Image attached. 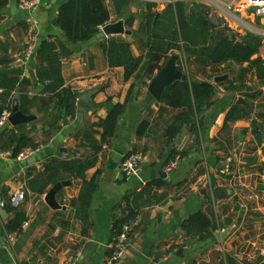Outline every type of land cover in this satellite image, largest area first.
I'll return each instance as SVG.
<instances>
[{"label":"crops","instance_id":"obj_1","mask_svg":"<svg viewBox=\"0 0 264 264\" xmlns=\"http://www.w3.org/2000/svg\"><path fill=\"white\" fill-rule=\"evenodd\" d=\"M65 1L40 0L37 8L29 12L18 6V0H0V112L8 105L12 111L15 100L20 112L33 117L27 123L12 126L8 121L1 127L0 149L12 151L10 137L15 134H23L38 144L35 153L24 160L0 156V210H3V215L0 211V264H110L109 244L114 238L112 223L121 215L126 196L138 214L134 218L136 224L129 248L124 258L115 264H222L225 254L237 264H264V168L259 172L254 164L251 171L240 172L238 169L244 163L242 157L247 154L252 137L250 120L247 115H242L228 124L226 132L222 131L226 113L242 96L225 91L214 80L210 82L208 69L203 72L201 66L195 65L196 72H190L192 66L188 64L187 80L213 84L217 97L200 114L201 125L197 131L183 127L173 141H168L164 129L173 112L147 91L150 78L168 57L152 54L150 58L152 52L138 32L147 12L146 4L130 0L124 15L117 19L124 22L125 29L136 33V37H99L95 34L89 40L72 43L55 24L58 8ZM242 1L209 3L217 10L216 17L229 35L251 32L243 30L240 22L253 26L256 32L251 33L262 38L253 57L264 60V17L236 11L234 7ZM104 2L109 11V23L117 21L113 1ZM148 2L154 4L151 12L155 13V18L174 17L175 2ZM209 9L211 14L213 10ZM126 20L131 21L130 27L125 25ZM229 20H232V28L225 25ZM119 36L129 42L132 57L142 58L139 72L127 80L123 79L121 66L109 65L103 49L109 38ZM31 40L35 44L32 57L26 62H16ZM43 41L46 45L41 48ZM172 54L179 55V52L171 48ZM179 67L185 72L181 58ZM143 68H146L145 76L137 84ZM68 87L76 90L78 96L93 92L90 108L79 106L77 96L73 116L66 115L57 104L56 96ZM242 98L249 107L248 101ZM117 104L124 105V110L117 120L114 136L109 144H103L96 152L92 142L99 140L100 128L93 124L104 119ZM161 106L166 108L162 114L159 113ZM143 119L149 121V129L138 138L135 130ZM220 132L232 141L229 174L215 170L220 162L217 158L224 154L213 142ZM236 136L239 141L235 147ZM134 148L144 151L143 162L135 174L123 177L120 163ZM253 149L251 156L255 154L264 162V144ZM172 150L184 155L177 167L167 172L165 165ZM84 157L94 159L84 177L90 180L96 176V187L87 211L77 216L75 206L80 181L73 180L61 169L59 178L50 182L43 172V165L56 164L52 158ZM231 163L236 167L233 171L230 170ZM186 179L191 181L179 200H172L173 193L166 187L150 185L155 180L176 184ZM60 181H69V184L54 194V207H51L46 198L53 185ZM18 190L22 191V201L13 207L25 215L28 225L10 245L5 240L2 226L11 218V213L5 209ZM164 194V202H155L154 196ZM199 210L214 216V231L231 228L222 243L217 242L214 232L213 237L205 241L187 237L181 224ZM63 215L66 216L63 218ZM58 219L66 220L64 226L56 224ZM258 260L261 261L254 263Z\"/></svg>","mask_w":264,"mask_h":264},{"label":"trees","instance_id":"obj_2","mask_svg":"<svg viewBox=\"0 0 264 264\" xmlns=\"http://www.w3.org/2000/svg\"><path fill=\"white\" fill-rule=\"evenodd\" d=\"M117 19H120L130 2V0H112ZM154 4H146L147 12L139 25L138 32L145 39V46L151 50L152 54L171 55V48L185 55L187 60H192L195 65L202 67L203 72L208 69V80L213 82L217 76L227 75L223 81L217 83L225 91L235 92L244 97L249 107L247 109L240 103L234 102L224 120L223 132H226L227 126L233 123L242 115H247L250 120V133L252 135L246 149V155L243 156V164L239 165V171H251L253 165L257 164L256 169L261 172L264 168V162L254 154L251 156L253 148L264 144V60L254 58L261 45V36L246 32L244 35L235 34L231 39L228 35L216 37L208 29V23L201 10L194 5L187 7L183 2L177 1L174 4V17L155 18L152 13ZM109 23V11L104 0H67L62 3L57 11L55 24L63 31L65 36L72 43L89 40L99 29ZM125 25L130 27L131 21L126 20ZM227 30V28H225ZM46 42L41 43L44 48ZM110 66H121L123 68V79L127 80L132 75L139 72L142 58L132 57L129 42L121 36L109 38L107 44L103 47ZM190 73V72H189ZM191 75V74H190ZM151 79V78H150ZM14 81L16 79H13ZM7 96V95H6ZM78 92L70 87L63 89L61 94H57V104L65 110L66 115L73 116L76 108V98ZM217 97L216 87L211 83L195 82L192 80L176 81L165 89L160 103L169 108L173 115L164 129V135L168 141H173L183 127H189L190 131H197L200 127L199 116L207 110ZM5 110H11L8 105ZM124 105L117 104L111 108L104 119L98 120L93 125L100 128L99 140H93V149L98 152L103 144H109L114 136L115 127L119 116L123 113ZM166 108L160 107L159 113L162 114ZM1 114V112H0ZM149 121L143 119L136 127L135 133L138 138L142 137L149 129ZM90 144V137H86ZM11 144L13 149L12 156L15 157L18 152L25 148H37V143L23 134L11 135ZM235 147L238 145L239 136L234 138ZM213 142L219 145L223 151V156L217 158V162L230 157L232 141L226 134L219 135L213 139ZM133 151L137 148L132 149ZM142 153L143 150H140ZM184 153L172 150L169 159L174 154ZM264 154V151H263ZM56 164H44L47 180L53 182L59 178V171H67L73 180L80 181V191L75 206V214L85 213L88 209L92 193L96 187V176L90 180H85V170L92 166L94 159L88 157L75 158L70 160L51 159ZM53 165V166H52ZM236 167L231 163L230 170ZM44 175V173H42ZM224 177V175H221ZM191 180L186 179L182 182L172 184L164 180H155L150 185L157 187H166L173 193L172 200H179L188 189ZM214 184V179L211 176ZM155 202H164L165 194L154 196ZM7 213H11V218L4 222L5 232L20 231L22 222L26 219L22 212L16 210L13 206H6ZM138 214L137 208L125 197V205L112 223V237H115L124 223L133 220ZM66 215H63V218ZM70 216V215H68ZM66 220L58 219L57 225L64 226ZM54 226V225H53ZM182 229L187 237L197 238L199 241H205L213 237L216 230L215 218L203 210L196 211L187 216L182 224ZM258 260L254 263H259ZM222 264H237L229 254H225Z\"/></svg>","mask_w":264,"mask_h":264},{"label":"built area","instance_id":"obj_3","mask_svg":"<svg viewBox=\"0 0 264 264\" xmlns=\"http://www.w3.org/2000/svg\"><path fill=\"white\" fill-rule=\"evenodd\" d=\"M175 1L177 0H168L169 3H173ZM209 1H213L217 4L216 0H209ZM39 4H40V0H18V6L29 12L34 11ZM234 9L236 11H248L251 15L255 17H264V0H243L242 2H240V4L234 7ZM234 20L237 23H239L237 19L234 18ZM230 22H232V20L225 21V25L229 28H232ZM240 25L243 27L242 28L243 30L256 32L253 26L248 23L240 22ZM34 50H35L34 40H31L29 43L25 45V47L22 50L21 56L16 60V62L19 63L26 62L32 57ZM179 55H180L179 57L181 58L182 66L185 69L184 71L187 74L189 71L188 61L184 54L179 52ZM10 115H11L10 110L6 109L1 112L0 128L4 127L6 123L8 124V118ZM103 147H105V145ZM35 151L36 149L33 148H25L20 152H18L14 158L17 160H24L32 156L35 153ZM0 156L10 157L12 156V153L10 150L0 149ZM143 159H144V155L141 151L138 150L128 151L124 155L119 167L122 176L129 177L135 174V172L139 169L141 163L143 162ZM180 160H181L180 154L178 153L174 154L172 158L169 159L165 165L166 171L170 172L173 169H175ZM21 201H22V191L18 190L14 192V194L12 195L10 199V205L17 206ZM135 224H136V220L134 219L124 223L119 233L113 238L112 242L109 244L110 254L108 256V262L110 264L118 263L124 258L130 245V238H131L130 236ZM27 225H28V221L24 220L21 224L20 231L26 228ZM2 229L5 236V240L10 245H12L13 239L19 234L20 231L18 230L13 232H5L3 226Z\"/></svg>","mask_w":264,"mask_h":264},{"label":"water","instance_id":"obj_4","mask_svg":"<svg viewBox=\"0 0 264 264\" xmlns=\"http://www.w3.org/2000/svg\"><path fill=\"white\" fill-rule=\"evenodd\" d=\"M201 12L207 17L208 22V29H212L213 33L216 37L228 35L231 39H234V34H228V32L224 31L221 27V21L218 17L212 16L210 17V9L204 8L201 10ZM96 35L99 37L103 36H109V35H129L132 37H136L137 34L131 32L128 29L124 28V22L122 20H117L112 23H107L104 26L101 27L100 32H98ZM179 60L180 57L177 54H172L168 57L165 64L157 71L156 74L152 76V78L149 80L147 91L149 94L154 98V100L159 101L161 97L163 96L165 89L169 87L171 84H173L176 81H185L188 79V75L183 72L179 67ZM146 73V68H143V70L140 73V76L137 80V84H140L143 80ZM227 75L217 76L214 78L215 83H219L226 79ZM93 95V92L89 91L84 94H81L77 98V104L79 106L90 108L89 105V99ZM237 103L242 104L246 109L248 108L247 102L242 98L239 97L236 100ZM33 119L32 116H26L22 112L18 110L16 101L14 100L12 103V111L11 115L8 118L9 123L12 126H17L22 123H27ZM231 159L228 158L224 161H220L216 166L215 170L219 173H226L229 174L228 167ZM69 184V181H60L53 185L52 189L48 193V196L46 198L47 203L54 207V194L58 192L62 187ZM3 215V210H0ZM4 218V217H3ZM231 228H226L221 231H214V237L217 240V242L222 243L226 237L228 236Z\"/></svg>","mask_w":264,"mask_h":264},{"label":"rangeland","instance_id":"obj_5","mask_svg":"<svg viewBox=\"0 0 264 264\" xmlns=\"http://www.w3.org/2000/svg\"><path fill=\"white\" fill-rule=\"evenodd\" d=\"M139 1H141L142 3H145V4H148V3H150V2H148L149 0H139ZM184 3H186V4H190V5H194V6H196L197 8H199L200 10H202V9H204V8H211V10H213L212 11V13L210 14V17H212V16H217L216 14H218L217 13V10L214 8V6H213V4H211V3H209V1L208 0H182ZM202 13V12H201ZM203 14V13H202ZM204 15V14H203ZM205 16V15H204ZM205 18H207L206 16H205ZM207 20V19H206ZM208 23V22H207ZM211 32H213L212 31V29L210 28L209 29ZM188 64H189V66H192V69L190 68V72L193 70L194 72H196V66H195V64H194V62L191 60L190 62L188 61Z\"/></svg>","mask_w":264,"mask_h":264}]
</instances>
